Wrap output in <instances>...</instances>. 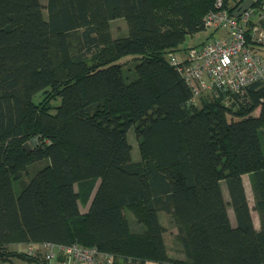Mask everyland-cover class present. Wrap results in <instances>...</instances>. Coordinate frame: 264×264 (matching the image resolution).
<instances>
[{
	"label": "trees",
	"instance_id": "trees-1",
	"mask_svg": "<svg viewBox=\"0 0 264 264\" xmlns=\"http://www.w3.org/2000/svg\"><path fill=\"white\" fill-rule=\"evenodd\" d=\"M215 2L0 0V264H32L11 245L41 242L96 247L113 264H264V82L186 104L167 59ZM221 2L229 15L240 3ZM118 18L127 34L115 38ZM161 212L182 259L168 254Z\"/></svg>",
	"mask_w": 264,
	"mask_h": 264
},
{
	"label": "built area",
	"instance_id": "built-area-1",
	"mask_svg": "<svg viewBox=\"0 0 264 264\" xmlns=\"http://www.w3.org/2000/svg\"><path fill=\"white\" fill-rule=\"evenodd\" d=\"M221 6V0H216L215 9L204 16L203 22L205 28L222 31L223 36L187 48L181 58L176 53L167 54L169 64L191 89L186 104L195 103L203 94L219 96L264 82V64L257 54L258 48H264V27L260 24L264 20V0H255L239 17L229 15ZM26 253L38 258L33 264H113L112 254L77 243L27 244Z\"/></svg>",
	"mask_w": 264,
	"mask_h": 264
},
{
	"label": "rangeland",
	"instance_id": "rangeland-1",
	"mask_svg": "<svg viewBox=\"0 0 264 264\" xmlns=\"http://www.w3.org/2000/svg\"><path fill=\"white\" fill-rule=\"evenodd\" d=\"M45 1L46 0H40L41 3L45 2ZM43 12L45 15L46 11L44 10ZM123 32H124V34H127V26H126L125 20L118 18V19H115L114 21H112V23H111L112 35L115 36V38H116V36L123 34ZM214 33H216L217 35L213 36ZM217 36H223V32L222 31H215L212 28H206L205 30L200 31V32H198L192 36H187L186 39L180 45V49H184V51H185V49H187L189 47L200 45L201 43L215 39ZM184 51L181 50L180 52H177L176 56L178 58H181ZM257 54L260 57L262 63L264 64V48H258ZM122 62H123L124 68H130L133 65V58L128 57L127 59H123ZM42 97H43L42 92L37 93L33 97V102H35V103L39 102L40 99H42ZM58 103H59V100H56L54 102V104H58ZM256 114H257V110L254 111L253 115H256ZM228 116H229L228 118H231V115L228 114ZM261 131H262V140H263L262 146H263V151H264V127L261 129ZM27 141H29V140H24L22 145ZM128 141L132 147L131 148L132 149L131 150V157L133 160L136 161L139 159V154H138V150H137V146H136V139H135V136L133 134L132 129H130L128 132ZM242 180H243V184H244V187L246 190V195H247L249 205H250V207H252L253 203H252V196H251V191H250L249 177L247 175H243ZM222 186L224 187V183H222ZM228 212L230 215L231 222L234 223L231 208H228ZM122 213L126 217V219L128 220L129 225L132 229L138 230V228L142 227V225L136 221V219L133 216V213L131 212V210L129 208H126V207L122 208ZM251 215L253 218L254 225L257 227L258 226V217H257L256 212L254 210H252ZM159 220L164 227L163 237H164V241H165L169 256L173 257V258H177V259H182L183 255L180 252V245H179V243L175 237L176 227L172 222L171 216L169 214L161 212V213H159ZM11 249L16 250L18 252H23V251H26V245H24V244L11 245ZM4 264H26V263L20 261L19 259H13L12 261H9V262L4 263ZM145 264H159V263L149 260Z\"/></svg>",
	"mask_w": 264,
	"mask_h": 264
},
{
	"label": "water",
	"instance_id": "water-1",
	"mask_svg": "<svg viewBox=\"0 0 264 264\" xmlns=\"http://www.w3.org/2000/svg\"><path fill=\"white\" fill-rule=\"evenodd\" d=\"M255 0H243L239 3L238 8L232 13L233 16L239 17L242 12L246 9L252 7L254 5ZM36 137L32 138L29 142H26L22 145V148L26 151L30 149V145L32 147L36 146Z\"/></svg>",
	"mask_w": 264,
	"mask_h": 264
},
{
	"label": "crops",
	"instance_id": "crops-1",
	"mask_svg": "<svg viewBox=\"0 0 264 264\" xmlns=\"http://www.w3.org/2000/svg\"><path fill=\"white\" fill-rule=\"evenodd\" d=\"M112 23V22H111ZM217 35L216 33L213 34V36ZM218 37V36H217ZM222 193L224 195V197L226 198L227 197V193H226V189L222 186ZM87 210V206L86 207H80V211L83 213V212H86ZM229 213V212H228ZM230 216V215H229ZM253 219V218H252ZM254 223V222H253ZM256 227V226H255ZM33 264V263H32Z\"/></svg>",
	"mask_w": 264,
	"mask_h": 264
}]
</instances>
